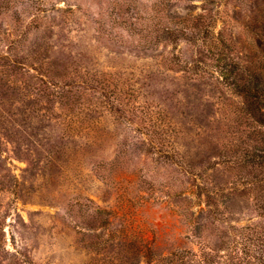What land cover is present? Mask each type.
Listing matches in <instances>:
<instances>
[{
  "label": "rangeland",
  "instance_id": "1",
  "mask_svg": "<svg viewBox=\"0 0 264 264\" xmlns=\"http://www.w3.org/2000/svg\"><path fill=\"white\" fill-rule=\"evenodd\" d=\"M155 5L0 0V264H155L203 237L221 244L206 216L191 227L199 209L180 214L181 192L253 180L264 135L218 70L255 72L264 0H173L164 21ZM207 13L208 47L162 34L168 18ZM240 205L242 224L258 220ZM84 227L99 243L144 235L154 253L137 258L130 238L93 246Z\"/></svg>",
  "mask_w": 264,
  "mask_h": 264
},
{
  "label": "trees",
  "instance_id": "2",
  "mask_svg": "<svg viewBox=\"0 0 264 264\" xmlns=\"http://www.w3.org/2000/svg\"><path fill=\"white\" fill-rule=\"evenodd\" d=\"M172 2L173 0H155V7L159 11L162 10L160 16L162 21L166 18L165 13L168 11L169 3ZM157 9L156 11H158ZM260 16L261 19L257 20L261 21V25L256 27L257 63H255V72H251L247 78L243 75L233 77V71L237 69L229 68L226 65H219L218 72L225 81L234 78L235 81L229 85L244 97L249 117L253 121L254 133L256 131L257 134L264 135V7L260 9ZM168 19L169 21L164 24L162 34L172 42L186 39L200 47H208V39L214 37L212 35L215 30V21L210 13L187 17L177 15ZM185 68L191 73L198 69L195 61L186 62ZM260 143L264 145V138L260 140ZM249 158L252 168L249 174L253 180H244L242 188L238 186L224 187L211 179H205L201 183L194 184L195 187L189 191L181 192V195H187L189 192L192 202L187 208L180 207V214L187 216L188 209H199L193 213L191 227L196 229L198 226L196 213L206 216L215 225L216 235L221 242L219 247H213L211 238L203 237L204 240L199 243V251L179 248L177 251L171 252L170 255H160L155 264H210L211 262L213 264L216 262L264 264V149L253 152ZM240 203H243V207L253 209L257 213L258 220L256 222L250 218L245 224H242V221L236 218V210L242 206ZM94 212L110 214L108 211L98 208ZM105 222L111 224L108 219ZM83 231L93 246L103 244L107 247L109 245L126 247L128 244L126 245L125 242L130 238L138 239L137 244L133 247L137 258L147 261L154 253L151 242L144 235L138 237L136 233L118 234L120 230H114L106 240L99 243L95 238L101 236L94 234L93 227H84ZM149 261L146 263L150 264Z\"/></svg>",
  "mask_w": 264,
  "mask_h": 264
}]
</instances>
